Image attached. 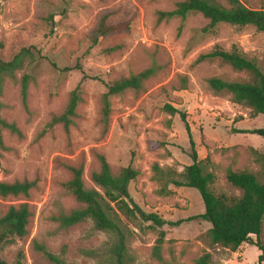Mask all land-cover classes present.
Segmentation results:
<instances>
[{"label":"rangeland","instance_id":"374dc122","mask_svg":"<svg viewBox=\"0 0 264 264\" xmlns=\"http://www.w3.org/2000/svg\"><path fill=\"white\" fill-rule=\"evenodd\" d=\"M183 0H3L0 3L2 58L10 60L23 48L27 58L15 79L4 77L1 115L16 122L23 139L0 128V182L37 180L30 198L0 199V210L28 202L34 212L29 235L0 248L6 264H54L36 245L44 246L65 264H114L113 234L97 230L88 220L64 230L53 221L61 213L82 208L65 190L69 179L65 164H85L86 186L95 188L90 172L97 169L96 156L104 155L114 173L132 166L141 175L131 183L134 201L147 213H155L173 225L162 229L140 219L126 220L129 264H196L206 253L211 264H258L259 251L247 244L235 254L213 245L211 225L188 219L204 213V203L195 189L175 188L171 196H160L153 181V166L178 173L192 164V145L199 159H210L206 172L215 175L212 191L240 199L242 191L226 179V170L248 171L264 183V138L253 135L264 128V116L235 103L227 93H214L207 80L218 77L229 82H251L246 72H236L220 61L197 64L201 54L216 45L230 51L236 45L264 73V33L253 26L220 25L210 33L209 21L191 14L183 22L175 18L158 24V11H173ZM230 8L228 0H216ZM252 10L264 11V0H239ZM109 25H127L128 30L101 38L93 46L92 35L102 17ZM119 45L114 53L106 49ZM155 67L156 74L141 91H127L111 99L112 115L106 134L99 123L101 97L109 84L121 77ZM32 77L28 115L21 103L20 80ZM187 89L182 90V79ZM80 88L83 103L67 140L55 127L38 139L53 115L61 113L71 92ZM170 105L186 115L171 116ZM189 129V130H188ZM244 132V133H243ZM69 141V142H68ZM164 263L153 257L160 232ZM264 264V263H263Z\"/></svg>","mask_w":264,"mask_h":264},{"label":"trees","instance_id":"16d2710c","mask_svg":"<svg viewBox=\"0 0 264 264\" xmlns=\"http://www.w3.org/2000/svg\"><path fill=\"white\" fill-rule=\"evenodd\" d=\"M3 0H0V3ZM230 8L223 7L216 0H183L176 5L173 11H158V24L171 19L185 21L191 14H200L209 21L203 29L204 33H210L220 25L237 27L253 26L257 31L264 33V11L252 10L245 7L239 0H228ZM109 14L102 17L92 35L93 46H96L101 38L115 32L128 30L127 25H109ZM122 46L115 45L106 49V53L119 51ZM3 44L0 43V96L2 95L4 77L14 78L15 72L22 70L25 59L33 58V52L23 48L10 60L2 58ZM206 61H220L230 66L236 72H246L251 76V82H229L218 77L207 80L209 88L217 94L224 92L233 97V101L252 110L255 115L264 116V73L255 60L247 58L240 49L234 45L227 51L216 45L210 52L201 54L196 63ZM157 72L155 67L145 69L128 77H121L106 84V92L101 97V110L99 123L104 134L110 127L112 115L111 99L124 94L127 91H141L144 84ZM15 79V78H14ZM32 77L23 75L20 80V98L24 111L30 115L29 85ZM183 88H187V78L182 79ZM84 101L80 88L70 93L64 110L53 115L45 129L38 134V139L45 137L49 131L60 126L67 140L70 139L71 128L78 117V108ZM4 106L0 102V128L8 131L19 139L24 138L22 130L16 122H9L1 112ZM164 110L171 116L180 115L186 122V115L170 105ZM187 125V122H186ZM188 128V125H187ZM189 130V129H188ZM244 133V132H243ZM264 138V128L251 132ZM69 142V141H68ZM192 145V164L183 172L178 173L173 169H164L159 164L153 166V181L160 185L158 194L168 197L173 195L175 188H189L197 190L204 203L203 214L192 217L188 221L202 220L211 225L208 235L213 245L236 253L243 245L255 247L260 255L258 264L264 263V183H260L257 177L248 171L226 170V179L235 188L242 191L240 199H230L226 195H217L212 191L215 175L206 172V164L210 159L200 160L195 150L194 141L190 137ZM0 147L4 148L0 138ZM98 167L90 172L89 179L95 188L86 186L84 174L85 164H65L69 179L63 184L65 190L82 205V208L72 210L68 214H60L53 218L60 228L67 230L88 220L92 221L97 230L111 233L116 241L111 249L114 264H129L127 256V236L124 219H140L145 223L162 229L165 225H173L155 213L145 212L133 199L130 193V185L141 173L132 166L122 168L119 173H114L110 163L104 155L96 156ZM38 186L35 180H16L14 182H0V199L9 198L28 200L31 191ZM34 217V212L28 202L17 206H8L5 212L0 210V248L11 244L16 238L24 239L29 235V227ZM165 243V232H160L159 238L153 249V257L159 263H164L162 247ZM40 251L54 264H65L64 261L51 253L44 246L36 245ZM21 254V258H22ZM21 258L17 264H22ZM211 254L201 256L196 264H211ZM0 264H6L0 261Z\"/></svg>","mask_w":264,"mask_h":264},{"label":"crops","instance_id":"0c3cea01","mask_svg":"<svg viewBox=\"0 0 264 264\" xmlns=\"http://www.w3.org/2000/svg\"><path fill=\"white\" fill-rule=\"evenodd\" d=\"M244 247V245L238 250V252ZM235 254V253H234Z\"/></svg>","mask_w":264,"mask_h":264}]
</instances>
